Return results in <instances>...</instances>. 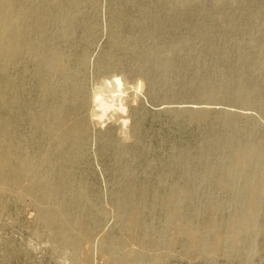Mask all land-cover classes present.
<instances>
[{"label":"rangeland","instance_id":"1","mask_svg":"<svg viewBox=\"0 0 264 264\" xmlns=\"http://www.w3.org/2000/svg\"><path fill=\"white\" fill-rule=\"evenodd\" d=\"M47 1L50 0L36 2L47 6ZM88 5L84 0L83 7L80 4L78 10L70 11V27L57 17H48L45 31L32 29L29 36H46L45 43L70 53L68 65L89 91L99 82L105 83L104 77L113 73L122 79L123 97L127 93L122 102L126 111L121 113L115 108L99 122L87 125L86 153L81 156L84 159L72 182L85 194H93L91 199L102 213L101 223L89 242L77 249V261H73L70 252L51 241V233L37 221L36 205L18 203L11 194L0 195V264H113V258L100 249L107 237L122 242L117 257L139 254L136 264H264V193L253 210L254 225L244 231L239 242L222 244L216 237L228 233L227 223L234 214L243 180L232 179L228 182L231 187L224 192L217 186V175L203 171L195 160L200 152L209 150L212 168L219 169L218 166H228L235 141L263 140L256 142L259 145L264 142V69L252 61L241 65L244 54H254L264 47V0L223 1L217 6L213 0H193L186 12L167 4H162L163 8L149 7L148 0H96L94 6ZM244 23L249 25L248 31H244ZM110 36L117 37V46L111 45ZM79 50L86 54L83 68L74 65ZM155 75L160 76L156 84L150 77ZM241 80L253 88L247 104L234 97ZM24 82V108H33L35 80L28 73ZM213 91L219 95L204 97ZM1 112L0 128L4 120ZM227 120L229 125L223 127ZM17 131L25 139L28 154L34 153L28 125H18ZM170 168L172 175L166 178ZM155 173L163 176L167 185L188 194L180 196L181 209L184 216L191 218L195 210L199 212L193 224L202 228L209 217L220 221V227L205 229L208 237L201 248L193 247L188 238L177 237L171 227L161 231L165 215L159 204L137 214L144 224L151 223L149 228L128 230L122 226L123 218L119 216L124 205L114 199L115 195L121 194L126 185L157 188L159 179ZM132 207L136 208L137 203ZM70 211L81 223L84 221L85 213L75 206ZM149 256L155 259L149 261Z\"/></svg>","mask_w":264,"mask_h":264},{"label":"bare ground","instance_id":"2","mask_svg":"<svg viewBox=\"0 0 264 264\" xmlns=\"http://www.w3.org/2000/svg\"><path fill=\"white\" fill-rule=\"evenodd\" d=\"M36 1L0 0V111L4 114L3 124L0 128V195L11 194L18 203L36 205L37 221L42 222L44 227L51 233L49 237L51 241L59 243L70 252L71 256H69L71 260L77 261V249L89 242L93 231L99 227L102 220V213L97 207L98 203L96 204L94 199H91L94 198L93 194H85L80 190L82 189L80 186L75 188L72 184L79 171L80 160L84 159V157L81 159V156L86 153L83 152V149L86 143L87 125L99 122L109 111H114L115 108L117 111L125 113L126 104L122 102L125 101L124 97L127 93L123 97L125 89L122 88V79L118 78L116 76L118 74L114 75V73L112 76L104 77V80L101 75V79L105 83L99 82L94 89L89 91L83 84L82 78L76 77L74 69L72 70L69 67L70 53H67L61 46L55 47L45 43L43 37L46 36H29V32L32 29L44 32V21L48 17H52V19L57 17L66 27H70L73 18L70 11L77 9L76 7L80 4L82 6L84 0H50L49 2L47 1V6L43 5L44 7ZM86 1L91 6H94L96 3V0ZM148 1L149 7H161L162 4H167L169 6H178L185 12L193 2V0ZM223 1L231 2L232 0H213V3L217 6ZM91 14L93 13L91 12ZM115 25L113 23L112 27ZM244 26V31H248L249 25H245L244 23ZM115 28H113L114 32ZM88 29L90 30V26ZM88 29L86 30L88 31ZM85 33L87 32L85 31ZM245 33L244 35H246ZM116 36H110L112 46L118 45ZM175 47L173 46L174 49ZM241 49L243 50L242 45ZM246 49L244 47L245 51ZM248 52L243 55L241 65L243 66L246 62L252 61L257 65V68L262 67L264 69V47L258 49L255 53L253 52L254 54L251 52L249 54ZM74 61L76 67H85V51H80ZM106 65L104 67L102 65L101 67L105 68ZM111 68L113 67L111 66ZM28 73L32 75L36 84L35 90L33 91L32 89L33 93L35 92L36 94H34L36 98L33 101L36 108L33 105V108L25 109L22 100L27 84L24 82V76ZM78 73L80 72L78 71ZM145 76L147 74L144 75V79ZM150 77L154 84L160 81L159 75ZM262 78H264V70ZM236 86L234 90L236 100H241L246 104L249 103L250 96L253 93L252 85L241 80ZM140 89L141 86H139ZM134 91L133 93H136V89ZM214 91L204 94V97L218 96L219 94ZM105 93L110 94V96H105ZM110 114L112 115V112ZM122 121L124 125L125 122L124 120ZM22 123L28 125L32 134V143L33 147H35V151L32 154H28L25 139L17 131L18 125ZM228 125V120L223 123V127H227ZM255 141L253 140V142ZM256 142L235 141L232 145V154L228 166H218L219 169L212 168L209 160V150H203L195 158L201 164L203 171L217 175V186L224 192H227V189L231 187L228 182H232V179L240 177L243 180L239 197H237V202L234 205V214L227 223L228 233L225 236L216 237V241L219 240L222 244L227 245L239 242L244 236V231L255 223L253 210L259 205L260 197L264 193V142L261 145ZM123 154L125 155L126 153ZM186 162L184 161V163ZM170 164H168L170 165L169 167H172L173 164ZM180 165L178 164V166ZM180 167L184 169L182 165ZM172 171V168L168 170L166 178L172 175ZM181 171L180 173H182ZM162 178L163 176L158 177L159 184L157 188L152 189L148 184L139 185L136 188L126 185L122 189L121 194L115 195L114 199L122 202L124 205L120 209L119 216L120 219L123 218L121 221L123 223L122 226L128 230H144L146 227L149 228L151 223L148 225L144 224L145 222L143 223L138 219L137 214L139 216L147 206L150 208L159 204L161 211L165 215L161 224V231L167 227H171L175 230L177 237L188 238L193 247L201 248L208 237L205 229L220 227V221L209 217L206 221L207 223L201 226L202 228L193 224V220H197L199 212H195V210L192 214L194 217L191 218L189 215L187 217L184 216L181 209L182 201L180 196L188 194L176 190L177 188L174 189L170 184L167 185L162 181ZM23 182H26V184L24 185ZM235 195L237 196V194ZM96 200L98 201V199ZM135 203H137V207L133 208L132 206ZM74 206L81 213H85L83 215L85 219L82 223L71 214L70 208ZM210 207L212 210L215 209L212 206ZM127 212L129 214L123 217V214ZM159 237L160 235H158ZM121 247L122 242L120 240L107 237L102 241L100 249L106 256L113 258V264H136L140 258L139 254L126 253L124 257H117L118 251H121ZM84 257H87L86 253H84ZM146 258L149 261L155 259L150 256Z\"/></svg>","mask_w":264,"mask_h":264}]
</instances>
